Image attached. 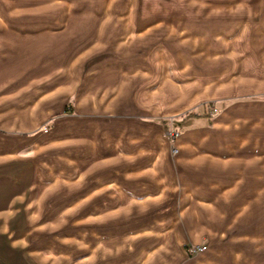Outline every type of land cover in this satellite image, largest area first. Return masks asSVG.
<instances>
[{"label": "rangeland", "instance_id": "rangeland-1", "mask_svg": "<svg viewBox=\"0 0 264 264\" xmlns=\"http://www.w3.org/2000/svg\"><path fill=\"white\" fill-rule=\"evenodd\" d=\"M0 2V14L16 20L1 23L2 29L16 25L32 31L65 29L81 37L92 33L97 63L125 60L121 67L130 72L128 79L107 81L122 110L114 114L144 122L145 144L161 145L168 183L159 193L149 190L128 198L123 204L127 214L112 216L117 224L144 221L148 230L130 228V238L140 233L145 239H182L193 264H264V64L258 60L264 59V34L254 31L264 19V0ZM131 72H142L143 81ZM58 98L52 100L57 103ZM193 113L213 116L211 126L202 117L191 120ZM70 114L78 116L73 95L54 118ZM52 122L43 120L38 130ZM91 135L65 143L82 144ZM187 142L198 144L199 157L207 149L219 167H210L214 172L207 175L184 172L177 148ZM56 146L49 145L50 151ZM41 151L33 152L26 192L11 198L16 184L0 183V264L79 262L93 244L98 250L104 246L106 201L73 197L86 191L81 190L86 183L64 182L56 176L54 160L43 173L48 179L40 184L35 165ZM168 158L173 169L163 162ZM190 186L196 197L186 194ZM111 202L120 206L121 200ZM91 208L102 214H89ZM160 210L164 214L150 222ZM180 217L183 227L162 229L170 221L179 224Z\"/></svg>", "mask_w": 264, "mask_h": 264}, {"label": "crops", "instance_id": "crops-1", "mask_svg": "<svg viewBox=\"0 0 264 264\" xmlns=\"http://www.w3.org/2000/svg\"><path fill=\"white\" fill-rule=\"evenodd\" d=\"M6 22L11 24L16 20L0 14V183L6 179L16 184L11 190V198L16 197L17 193L22 195L26 192L27 182L30 181L28 172L32 175L34 168L31 160L33 152L42 149L40 160L35 165L41 173L38 180L40 184L48 179L43 173L48 172L46 167L53 164L50 162L54 160L59 166L56 176L63 178L64 182L73 180L80 184L86 183L81 189L86 191L73 197L104 199L105 206L108 205L103 209V214L99 209L95 210L96 207L89 210V214H102L105 217V233L101 234L104 237L101 236L103 251L98 250L100 246L93 244L95 248L92 247L90 254L80 258L79 262L67 264H193V258L188 257L186 243L182 239H145L140 233L130 238V228L142 232L148 230L144 221L117 224L113 220V215H117L116 218L127 214L128 207L123 204L128 198L149 190L159 193L168 184L158 152L161 145L145 144L144 122L123 116L122 113H119L121 116L114 114L122 110L118 109V100L113 99L109 92L107 81L128 79L126 76L130 72L121 67L126 64L125 60L120 59L110 65L97 63L94 56L98 53L94 52L98 44L92 33L81 37L79 33L72 34L65 32V29L47 27L32 31L16 29V25L2 29L1 23ZM257 27L254 31L263 35L264 19L258 20ZM258 60L264 64V59ZM131 73L136 75L138 82L143 81L139 77L143 75L142 72ZM72 95L75 96L78 116L70 114L54 118L59 108H64L68 96ZM55 96L59 97L57 103L52 100ZM229 106L231 104H226L225 108ZM205 115L208 116L202 119L210 125L213 116L208 113ZM46 119L52 120V125L46 130H38L40 123ZM88 133L93 135L88 136L85 143H65L78 140ZM106 135H110L112 140ZM53 143L57 146L55 151H50L49 145ZM202 150L205 152H200L199 157V146L194 142H187L177 148L180 155L177 161L183 164L184 172L207 175L214 172L210 167H219L215 157L207 149ZM198 157L201 159L197 160ZM163 162L173 169L169 158ZM4 169H9L8 173H4ZM7 174L11 176L6 177ZM229 175L238 179L236 173ZM173 185L177 187L175 181ZM188 189L185 188V192L189 197L197 196L192 186ZM113 199L121 200L120 206H112ZM6 208L10 207L5 206L4 210ZM181 213L184 212L180 210ZM156 214L154 218L150 217V222H155L157 216L164 212L160 210ZM179 225L184 226L181 217L179 224L170 221L162 229L173 230ZM96 234L93 235L96 237Z\"/></svg>", "mask_w": 264, "mask_h": 264}, {"label": "trees", "instance_id": "trees-1", "mask_svg": "<svg viewBox=\"0 0 264 264\" xmlns=\"http://www.w3.org/2000/svg\"><path fill=\"white\" fill-rule=\"evenodd\" d=\"M205 116H208V115H205V114H197V113H193V114H189L188 115L189 118H199V117H205Z\"/></svg>", "mask_w": 264, "mask_h": 264}, {"label": "built area", "instance_id": "built-area-1", "mask_svg": "<svg viewBox=\"0 0 264 264\" xmlns=\"http://www.w3.org/2000/svg\"><path fill=\"white\" fill-rule=\"evenodd\" d=\"M195 250V249H194Z\"/></svg>", "mask_w": 264, "mask_h": 264}]
</instances>
